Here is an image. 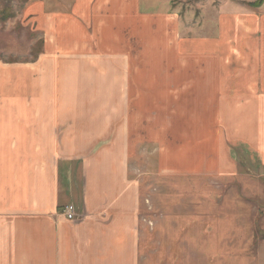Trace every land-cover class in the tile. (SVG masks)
Listing matches in <instances>:
<instances>
[{
  "label": "rangeland",
  "instance_id": "1",
  "mask_svg": "<svg viewBox=\"0 0 264 264\" xmlns=\"http://www.w3.org/2000/svg\"><path fill=\"white\" fill-rule=\"evenodd\" d=\"M256 1L0 0V209L30 210L27 190L18 199L6 187L29 175L69 188L73 177L118 173L140 264H264ZM28 125L39 150L10 146ZM111 128L113 140L99 144ZM123 146L127 165L114 153ZM115 178L107 207L119 200ZM66 188L70 221L86 220Z\"/></svg>",
  "mask_w": 264,
  "mask_h": 264
},
{
  "label": "crops",
  "instance_id": "2",
  "mask_svg": "<svg viewBox=\"0 0 264 264\" xmlns=\"http://www.w3.org/2000/svg\"><path fill=\"white\" fill-rule=\"evenodd\" d=\"M262 54L263 58L257 60V83L264 81V49ZM224 72H227V69ZM244 83L247 84L246 81ZM36 122L37 119L34 124ZM32 125H28L30 130L23 129L24 135L20 138L17 136V141L10 142V146L16 142L15 148L22 149L24 145L25 149L39 150V145H35L33 141L35 133H39L38 127ZM112 128L106 136L97 141L99 144L113 140ZM122 130L130 133L126 123L121 126L119 132ZM6 144L7 142L1 146ZM55 147L54 142L49 144L47 149ZM69 148L71 149L70 145ZM69 148L65 146V149L70 150ZM116 149V160L122 159L127 165L130 156L122 152L127 148L123 146ZM111 154L99 159L112 160L114 156ZM85 163L87 165L88 160ZM14 175L17 180L24 179L22 174ZM126 176L121 177L118 173L116 176H107L116 177L115 190L119 199L116 201L117 207L114 204L106 206L110 196L107 192L110 187L107 177H96L94 182L92 177H86V180L83 177L81 181L80 177H73L74 182L68 188L69 185L65 186L61 180L59 182L56 179L55 182L54 177L29 175L22 184L17 182L14 185H6L11 191H16L15 196L18 199H22V191L27 190L32 200L30 210L19 206L9 211L0 209V264H140L141 247L136 215L134 209L130 210L126 206L124 199ZM63 186L67 187V193L73 199L76 195L80 197L79 202L84 203L90 213L86 220L72 222L61 215L62 207L71 203L65 200L68 196L63 197Z\"/></svg>",
  "mask_w": 264,
  "mask_h": 264
},
{
  "label": "built area",
  "instance_id": "3",
  "mask_svg": "<svg viewBox=\"0 0 264 264\" xmlns=\"http://www.w3.org/2000/svg\"><path fill=\"white\" fill-rule=\"evenodd\" d=\"M64 215L70 219V220H74L77 216V212H76V206L75 205H66V207L64 208Z\"/></svg>",
  "mask_w": 264,
  "mask_h": 264
},
{
  "label": "trees",
  "instance_id": "4",
  "mask_svg": "<svg viewBox=\"0 0 264 264\" xmlns=\"http://www.w3.org/2000/svg\"><path fill=\"white\" fill-rule=\"evenodd\" d=\"M263 2H264V0H257L255 3H253V5H254V6H259V5H261ZM4 13H5V14H3V16H4V19H6V17H8V16H9V14H8V15H6V12H5V10H4Z\"/></svg>",
  "mask_w": 264,
  "mask_h": 264
}]
</instances>
